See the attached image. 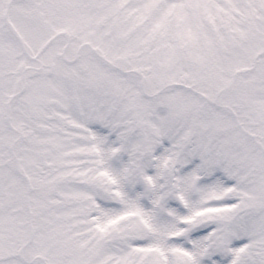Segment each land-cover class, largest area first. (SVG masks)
<instances>
[{
	"label": "snow or ice",
	"instance_id": "1",
	"mask_svg": "<svg viewBox=\"0 0 264 264\" xmlns=\"http://www.w3.org/2000/svg\"><path fill=\"white\" fill-rule=\"evenodd\" d=\"M0 264H264V0H0Z\"/></svg>",
	"mask_w": 264,
	"mask_h": 264
}]
</instances>
